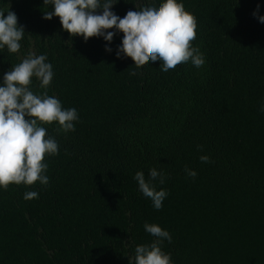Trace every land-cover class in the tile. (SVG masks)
I'll return each instance as SVG.
<instances>
[{"label":"trees","instance_id":"1","mask_svg":"<svg viewBox=\"0 0 264 264\" xmlns=\"http://www.w3.org/2000/svg\"><path fill=\"white\" fill-rule=\"evenodd\" d=\"M159 2L119 0L112 11ZM183 4L205 64L163 72L160 61L118 59L123 33L85 42L58 17L45 20L43 0H0L25 30L18 53L0 50V82L29 52L45 54L48 95L79 114L68 133L41 124L59 146L45 156L48 185L0 189V264H130L135 247L155 239L145 223L169 231L161 247L173 264H264V0ZM30 88L45 91L35 78ZM153 167L168 192L161 210L133 179ZM31 190L39 197L24 200Z\"/></svg>","mask_w":264,"mask_h":264},{"label":"clouds","instance_id":"2","mask_svg":"<svg viewBox=\"0 0 264 264\" xmlns=\"http://www.w3.org/2000/svg\"><path fill=\"white\" fill-rule=\"evenodd\" d=\"M119 0H43L45 20L58 17L62 29L71 36H81L87 42L93 37H102L111 43L117 33H123L118 46L117 58L130 57L136 67L145 62L160 61V70L167 72L178 64L191 62L196 68L205 64V56L199 47L191 42L196 38V19L187 10L183 0H160L159 4L136 5L137 10H129L123 17L112 8ZM261 6L257 5V13ZM6 13V15H5ZM264 24V16H258ZM114 29L115 31H108ZM25 36L23 26L18 25V17L11 10L0 9V50L18 53ZM71 42V40L66 43ZM106 51L112 49L106 46ZM133 75L135 73H132ZM33 78L43 93H34L30 85ZM54 78L53 65L45 54L29 52L18 64L3 75L0 82V189L7 190L10 184L31 186L39 182L48 185L46 175L48 164L46 154L55 156L59 146L57 140L47 135L41 124L58 123L57 131H75L79 121L76 108H64L56 96L48 95L46 89ZM264 113V105L260 107ZM201 146H198V148ZM202 163L210 162L207 155L200 156ZM186 176L195 179L198 173L187 166ZM133 179L139 191L149 198L156 210H161L168 192L157 190L153 183L165 182L164 175L155 167L150 168L146 179L143 171H137ZM35 190L25 191L26 201L37 199ZM144 229L155 239L150 244L137 245L130 264H173L171 255L162 250L165 240L172 242L169 231L157 224H144Z\"/></svg>","mask_w":264,"mask_h":264}]
</instances>
